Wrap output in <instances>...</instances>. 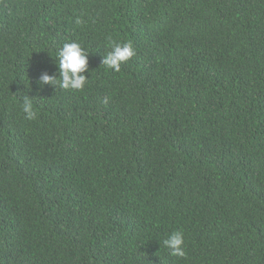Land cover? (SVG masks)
<instances>
[{
	"label": "trees",
	"instance_id": "trees-1",
	"mask_svg": "<svg viewBox=\"0 0 264 264\" xmlns=\"http://www.w3.org/2000/svg\"><path fill=\"white\" fill-rule=\"evenodd\" d=\"M0 264H264V0H0Z\"/></svg>",
	"mask_w": 264,
	"mask_h": 264
},
{
	"label": "clouds",
	"instance_id": "clouds-1",
	"mask_svg": "<svg viewBox=\"0 0 264 264\" xmlns=\"http://www.w3.org/2000/svg\"><path fill=\"white\" fill-rule=\"evenodd\" d=\"M78 25L83 24L82 19H77ZM137 55L136 49L131 42L124 44L113 43L103 59L102 65L119 73L122 65L131 61ZM89 53L77 42L65 43L58 52L59 62L58 75L42 73L37 83L41 88L52 86L62 90L83 91L90 80L85 73L91 72L89 68ZM22 112L27 120L38 118V110L34 108L33 98L25 96L21 105ZM163 247L168 249L170 255L176 258H185V238L182 231L172 232L163 240Z\"/></svg>",
	"mask_w": 264,
	"mask_h": 264
}]
</instances>
